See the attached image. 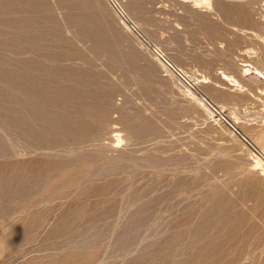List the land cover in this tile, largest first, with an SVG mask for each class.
Segmentation results:
<instances>
[{"label":"rangeland","instance_id":"374dc122","mask_svg":"<svg viewBox=\"0 0 264 264\" xmlns=\"http://www.w3.org/2000/svg\"><path fill=\"white\" fill-rule=\"evenodd\" d=\"M195 1L0 0V264H264V0Z\"/></svg>","mask_w":264,"mask_h":264},{"label":"built area","instance_id":"2783aa9c","mask_svg":"<svg viewBox=\"0 0 264 264\" xmlns=\"http://www.w3.org/2000/svg\"><path fill=\"white\" fill-rule=\"evenodd\" d=\"M115 5L118 8L119 12L124 17H126L123 10L116 3H115ZM151 47H152V50L158 55V57L164 61L166 66L168 68H170L174 72V74H176V76H178L179 79H181L183 82H185L188 86H192L190 79L183 72V70H181L179 67H177L175 64H173L156 46L151 45ZM212 107L215 111H217L219 114H221V112L216 107H214V106H212ZM222 117L226 120V118L223 115H222ZM231 126L236 131V133L239 135L241 140L254 152V154H256L258 157H264V152L261 149H259L245 134L240 132L235 126H233L232 124H231Z\"/></svg>","mask_w":264,"mask_h":264},{"label":"bare ground","instance_id":"6f19581e","mask_svg":"<svg viewBox=\"0 0 264 264\" xmlns=\"http://www.w3.org/2000/svg\"><path fill=\"white\" fill-rule=\"evenodd\" d=\"M197 2H198V4H206V5H208V7L210 6H212V2H211V0H196ZM195 1V2H196ZM204 2V3H203ZM97 25V24H96ZM46 67V66H45ZM252 68L251 67H247V68H245V70L246 71H250ZM254 69V72H256V73H258V75L260 74L261 76H264V71L263 70H261L260 68H258V67H254L253 68ZM24 74V73H23ZM29 76V75H28ZM33 77V76H32ZM224 77H226V78H228V77H230V76H228V75H226V76H224ZM58 81V80H57ZM60 81H62V80H60ZM66 81V80H65ZM27 82V81H26ZM64 82V81H63ZM46 83V82H45ZM64 85V84H63ZM33 87V86H32ZM68 87V86H67ZM78 87V86H77ZM2 88V87H1ZM34 88V87H33ZM36 88V87H35ZM42 89V88H41ZM37 90H39V89H37ZM59 90V89H58ZM42 91V90H41ZM10 92V91H9ZM38 92V91H37ZM49 92V91H48ZM36 93V92H35ZM10 94V93H9ZM36 94H40V93H36ZM54 94H55V92H54ZM19 96H21V95H19ZM10 97V96H9ZM41 97V96H40ZM57 97V96H56ZM71 97V96H70ZM43 98H46V97H43ZM16 100V99H15ZM57 100V99H56ZM58 100H59V98H58ZM55 101V100H54ZM42 103V102H41ZM45 103V102H44ZM24 106V105H23ZM27 109H28V107H27ZM65 109V108H64ZM18 110V109H17ZM48 110V109H47ZM21 112V111H20ZM48 113V112H47ZM76 113V112H75ZM49 114V113H48ZM74 114V113H73ZM72 114V115H73ZM75 117V116H74ZM35 119V118H34ZM76 119V118H75ZM13 123V122H12ZM20 123V122H19ZM44 124V123H43ZM60 124V123H59ZM86 126V125H85ZM27 128V127H26ZM28 130V129H27ZM32 130V129H31ZM54 130V129H53ZM23 132V131H22ZM55 132V131H54ZM35 133H36V131H35ZM51 133V132H50ZM56 133V132H55ZM18 137V136H17ZM31 138V137H30ZM118 139V138H117ZM120 139V138H119ZM118 139V140H119ZM121 140V139H120ZM43 141V140H42ZM61 143H62V141H61ZM58 144V143H57ZM71 144H73V143H71ZM48 145V144H47ZM60 145V144H59ZM62 146V145H61ZM66 147V146H65ZM49 148V147H48ZM67 148V147H66ZM36 149V148H35ZM2 155V154H1ZM255 164H256V166L257 167H262V163H261V161H260V159L258 158V159H256L255 160V162H254ZM264 167V166H263ZM78 169V168H77ZM23 171V170H22ZM63 173V172H62ZM65 173V172H64ZM52 176V175H51ZM78 176H80V175H78ZM77 177V176H76ZM77 180V179H76ZM65 182V181H64ZM63 182V183H64ZM54 184V183H53ZM67 186V185H66ZM42 189V188H41ZM57 196V195H56ZM60 197V196H59ZM54 201V200H53Z\"/></svg>","mask_w":264,"mask_h":264}]
</instances>
